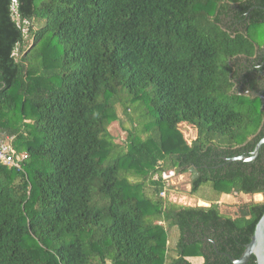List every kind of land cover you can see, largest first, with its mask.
<instances>
[{
    "label": "trees",
    "instance_id": "obj_1",
    "mask_svg": "<svg viewBox=\"0 0 264 264\" xmlns=\"http://www.w3.org/2000/svg\"><path fill=\"white\" fill-rule=\"evenodd\" d=\"M263 31L264 0H0V140L29 156L0 164V264L240 259L264 202L235 217L218 202L264 195V145L231 161L264 138L263 100L235 89ZM119 105L147 122L122 144L108 130ZM191 168L209 207L161 196L163 174Z\"/></svg>",
    "mask_w": 264,
    "mask_h": 264
},
{
    "label": "rangeland",
    "instance_id": "obj_2",
    "mask_svg": "<svg viewBox=\"0 0 264 264\" xmlns=\"http://www.w3.org/2000/svg\"><path fill=\"white\" fill-rule=\"evenodd\" d=\"M264 33V31H263ZM247 96V95H245ZM118 120L112 122L108 126V130L113 135L117 143H125L128 132L133 131V128L137 127L138 130H143L145 120H143L140 116L139 110L130 109L128 114L124 113L123 107L118 106L116 108ZM183 135L188 143L195 138V130L191 129L187 126L183 129ZM141 137L143 139L146 138V134L141 133ZM170 175L169 173H166ZM193 175L190 172L183 175H171L166 181V193L164 194V198L172 203H176L182 206L188 207H209L212 202L210 200H214V196L216 193L211 188L210 184L204 185L197 195L191 194V182ZM262 197H258L257 195H226L223 194L220 197V201L218 202L220 205L221 212L230 217L236 216V211L238 205L255 201V202H264V195L261 194ZM179 239V232L176 228L171 229L169 231V241H168V258L173 256L174 248ZM190 258H199V257H190ZM193 264H198V262L191 261ZM166 264H169V259Z\"/></svg>",
    "mask_w": 264,
    "mask_h": 264
},
{
    "label": "flooded vegetation",
    "instance_id": "obj_3",
    "mask_svg": "<svg viewBox=\"0 0 264 264\" xmlns=\"http://www.w3.org/2000/svg\"><path fill=\"white\" fill-rule=\"evenodd\" d=\"M252 10V9H251ZM248 15V14H247ZM228 26L232 25V19L227 18ZM236 25V23H234ZM234 28H240V25H236ZM235 66L242 69V74L239 79L250 75L252 80L242 81L235 85V89L239 93L247 96L260 97L264 102V41L256 46L255 54L251 57H244L240 63H236ZM250 82V83H249ZM237 83V82H236Z\"/></svg>",
    "mask_w": 264,
    "mask_h": 264
},
{
    "label": "water",
    "instance_id": "obj_4",
    "mask_svg": "<svg viewBox=\"0 0 264 264\" xmlns=\"http://www.w3.org/2000/svg\"><path fill=\"white\" fill-rule=\"evenodd\" d=\"M252 95L255 96L254 93H252ZM263 145L264 138L257 144L254 156H240L231 159V161H254L259 156V151ZM190 171L194 173L192 180L197 179L199 175L198 172L194 168H191ZM252 257H255L257 264H264V214L257 223L254 234L240 259H231V261L232 264H248Z\"/></svg>",
    "mask_w": 264,
    "mask_h": 264
},
{
    "label": "built area",
    "instance_id": "obj_5",
    "mask_svg": "<svg viewBox=\"0 0 264 264\" xmlns=\"http://www.w3.org/2000/svg\"><path fill=\"white\" fill-rule=\"evenodd\" d=\"M18 19V18H17ZM14 138H8L6 140H0V164L7 166L9 168H16L22 170L23 164L28 159V153L18 152L13 145ZM168 174H163V181L165 182L173 172ZM157 178V177H156ZM165 192L161 194L164 196Z\"/></svg>",
    "mask_w": 264,
    "mask_h": 264
},
{
    "label": "crops",
    "instance_id": "obj_6",
    "mask_svg": "<svg viewBox=\"0 0 264 264\" xmlns=\"http://www.w3.org/2000/svg\"><path fill=\"white\" fill-rule=\"evenodd\" d=\"M261 194H258L257 196H260ZM262 196V195H261ZM188 260L191 262L192 260L195 262H198V264H203L204 259L202 257L199 258H188ZM192 263V262H191ZM193 264V263H192Z\"/></svg>",
    "mask_w": 264,
    "mask_h": 264
},
{
    "label": "bare ground",
    "instance_id": "obj_7",
    "mask_svg": "<svg viewBox=\"0 0 264 264\" xmlns=\"http://www.w3.org/2000/svg\"><path fill=\"white\" fill-rule=\"evenodd\" d=\"M258 197L260 198V197H262V196L260 195V196H258Z\"/></svg>",
    "mask_w": 264,
    "mask_h": 264
}]
</instances>
